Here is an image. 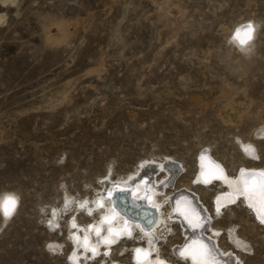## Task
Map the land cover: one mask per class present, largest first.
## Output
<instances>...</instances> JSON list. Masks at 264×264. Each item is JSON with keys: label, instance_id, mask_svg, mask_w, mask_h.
I'll return each mask as SVG.
<instances>
[{"label": "rangeland", "instance_id": "374dc122", "mask_svg": "<svg viewBox=\"0 0 264 264\" xmlns=\"http://www.w3.org/2000/svg\"><path fill=\"white\" fill-rule=\"evenodd\" d=\"M0 16V201L19 202L10 218L0 209V264H71L69 223L99 215L75 213L63 189L92 198L110 166L116 181L162 157L182 170L158 197L197 194L205 236L216 229L236 262L264 264V221L243 196L215 212L225 188L193 183L205 150L230 176L264 167V0H16L0 1ZM246 22L248 46L234 37ZM45 206L57 209L52 223ZM156 224L159 255L189 264L173 252L180 220ZM145 243L136 230L85 264H135Z\"/></svg>", "mask_w": 264, "mask_h": 264}, {"label": "bare ground", "instance_id": "6f19581e", "mask_svg": "<svg viewBox=\"0 0 264 264\" xmlns=\"http://www.w3.org/2000/svg\"><path fill=\"white\" fill-rule=\"evenodd\" d=\"M0 1L4 5L8 3L14 5L16 2V0ZM3 17L4 16H0V22H3ZM248 25H251V29L242 31L240 37V39L245 40L244 45L246 46L249 44L251 45L254 40V34H256L255 25L251 22H246L238 28L247 29ZM235 34L234 37L236 38ZM249 35L252 40L248 38ZM240 39L236 38L238 44L240 43ZM240 144H242L244 148L249 147L251 153L254 154L255 149L252 144L241 142ZM247 153L249 154V152ZM210 154L208 150L199 152L193 183L204 187L216 184L225 188L224 191L217 192L213 197L214 211L217 212V208L219 207L220 212L228 203L231 204L240 196H243L244 203L251 207L258 219L264 221V189L260 188L261 177L259 176V173L264 172V167H241V169H245L247 172L257 174L254 179L248 181L249 185H254L255 187L246 195L244 194L245 182L244 178L241 176V169L239 168L234 176H230L224 165L220 161L213 159ZM202 155L205 157L203 160L201 159ZM175 161L174 158L162 157L154 159L151 162H142L135 171L123 177L119 176L116 181L110 178L112 172V167L110 166L105 176L106 178L100 180L101 186L93 192L92 198L73 199L64 188V200L67 204H69L70 201H74L75 213L82 210L90 213L96 211L99 215L97 219L85 225H80L75 218L69 223V238L73 244V251L70 253L69 257L70 263L85 264L90 258L98 255L102 245L109 248L119 240L130 238L134 231L137 230L139 236L144 238L146 243L145 245L133 248L132 260L135 264H172L159 255L157 243L158 236L156 235L155 229H152L156 223V225H160L158 223L164 222L165 219L170 217V220L171 218L180 220L184 232V242L182 246L176 247L173 250L178 257L187 259L189 264H205V262L206 264H242L241 262H236L231 254H227L219 247L217 243L218 230L210 228L214 235L213 239L205 236L204 233L207 230L205 225L209 222L211 223L212 220H210L207 209L200 202L197 194L184 190L176 195L173 193L174 196H169L166 199H160L158 197V195L160 193L162 194L165 188L169 186V180H171L172 184L176 176H178L179 172L182 170L181 162ZM142 165H147V167H142ZM161 165H164L167 170H161ZM160 172H163V176L162 179L158 181L156 175ZM204 172L208 173L209 177L219 175L221 178L218 180L211 178L209 183H205V178L201 175V173ZM7 196H12L16 200L15 209L11 211V215L13 216L18 209V198L14 194L7 193L1 198L0 203H2ZM132 201L136 206H141L142 208L139 210H135V206L131 208ZM166 202L172 205L171 208L173 212L168 213V216L165 218L162 206ZM81 204L84 205L83 208L80 206ZM101 204H103V207L100 206ZM115 204L117 207H115ZM119 208H124L126 213L121 212ZM0 209L2 210V208ZM193 209H195V211ZM47 211H50L54 216L57 209L55 206H45L41 208V218L48 223H52V219L46 218ZM151 213L156 215L155 222L152 220ZM11 215L5 216L10 218ZM185 215L194 223L200 221L201 217H207L208 220L204 223L203 227L193 229L189 227L187 220H185ZM105 217H109L110 222H102ZM149 220L153 223L149 224ZM73 224L76 225L75 228ZM96 228H100L101 230L99 236L96 234ZM109 230H111V233ZM129 230L131 231V235H129ZM106 240L113 242L108 243ZM193 241H195V243ZM93 249L95 251H93ZM137 249L141 250L139 255L137 254ZM198 249L204 253L203 256L199 254L197 251ZM145 253H147V255H145ZM193 257H195V259H193Z\"/></svg>", "mask_w": 264, "mask_h": 264}, {"label": "snow or ice", "instance_id": "6c2138e0", "mask_svg": "<svg viewBox=\"0 0 264 264\" xmlns=\"http://www.w3.org/2000/svg\"><path fill=\"white\" fill-rule=\"evenodd\" d=\"M250 29H251V25H248L247 26V29H244V28L237 29L236 30V34H235L236 35V38L237 39H240L242 31H246V30H250ZM248 38L251 39V36L249 35ZM240 43L241 44H244L245 43V40L240 39ZM244 150L246 152H249V154H252L249 147H245ZM204 158H205L204 155H202L201 156V159L203 160ZM142 167H147V165H142ZM160 168H161V170H167L164 165H161ZM240 171H241V176L244 178V182H245L244 194L247 195V194H249L251 192L252 188L255 187L254 185H249L248 184V181L254 179L257 174L256 173H252V172H247L245 169H241ZM201 175L204 176V178H205L204 179V182L205 183H209L211 178H214V179H217V180L221 178L219 175H215L213 177H209V174L206 173V172L201 173ZM259 176L261 177L260 188L261 189H264V172L259 173ZM168 185H171V180H169ZM15 206H16V200L12 196L5 197L4 200H3V202L0 203V208L3 209V212H4V214L6 216L7 215H11V211H13L15 209ZM80 206L82 208L84 207L83 204H81ZM100 206L103 207V204H101ZM193 210L195 211V209H193ZM217 212H219V207L217 208ZM89 214H91V213H89ZM185 220H187L189 227L195 229L197 227H203L204 226V223L207 222L208 218L207 217H201L200 218V221L194 223L192 220H189L188 217L185 215ZM102 222H110V218L109 217H105ZM148 223L151 224L153 222L151 220H149ZM73 227L75 228L76 225L73 224ZM100 231H101L100 228H96V234H97V236L100 235ZM109 231L111 233V230H109ZM129 235H131V231L130 230H129ZM106 242L111 243L113 241L106 240ZM193 242L195 243V241H193ZM93 251H95V250L93 249ZM181 251H183V250H181ZM197 251L199 252V254L201 256L204 255V253L202 251H200L199 249ZM140 253H141V250L140 249H137V254L139 255ZM145 255H147V253H145ZM193 259H195V257H193ZM205 264H206V262H205Z\"/></svg>", "mask_w": 264, "mask_h": 264}, {"label": "water", "instance_id": "95a60500", "mask_svg": "<svg viewBox=\"0 0 264 264\" xmlns=\"http://www.w3.org/2000/svg\"><path fill=\"white\" fill-rule=\"evenodd\" d=\"M132 206L134 207L135 206V210H139V209H141L142 207L141 206H136V204L132 201L131 202V208H132ZM115 207H117L116 206V204H115ZM119 210L121 211V212H123V213H126L125 211H124V208H119ZM151 215H152V220H153V222H155V218H156V215L155 214H153V213H151ZM140 221V220H139Z\"/></svg>", "mask_w": 264, "mask_h": 264}]
</instances>
